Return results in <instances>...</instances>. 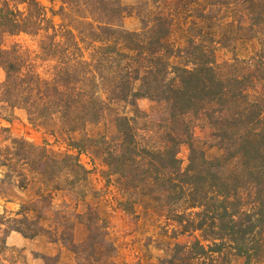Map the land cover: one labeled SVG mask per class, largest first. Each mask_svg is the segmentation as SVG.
Here are the masks:
<instances>
[{"label": "trees", "instance_id": "obj_1", "mask_svg": "<svg viewBox=\"0 0 264 264\" xmlns=\"http://www.w3.org/2000/svg\"><path fill=\"white\" fill-rule=\"evenodd\" d=\"M49 1L59 4L57 12L38 0H0V116L23 112L32 125L52 123L76 133L99 123L112 102L130 106L132 116L116 120L122 138L104 148V163L127 187H155L175 237H194L190 245L175 244L170 258L157 264H233L227 251L244 257V264L264 263V0H251L258 12L246 27L241 0H172L167 13L143 18L139 31L125 28L129 9L120 0ZM226 19L221 37L248 32L239 40L257 42L251 58L218 63L220 42L208 25ZM176 30L184 34L183 46L172 40ZM21 35L38 39V50L7 45ZM178 58L185 64L172 63ZM141 99L163 108L147 114L138 107ZM200 117L222 152L213 159L194 136ZM6 141L1 184L38 189L16 212L0 214V264H8L7 254L25 260L8 246L12 233L49 235L78 264H118L117 246L98 213L48 214L58 193L84 198L90 173L80 162V144L71 145L78 154L55 158L24 139ZM183 146L186 165L179 158ZM75 216L88 228L80 244Z\"/></svg>", "mask_w": 264, "mask_h": 264}, {"label": "rangeland", "instance_id": "obj_2", "mask_svg": "<svg viewBox=\"0 0 264 264\" xmlns=\"http://www.w3.org/2000/svg\"><path fill=\"white\" fill-rule=\"evenodd\" d=\"M41 5L49 10L57 12L59 4H52L49 0H38ZM129 9V16L124 19V26L130 31H139L142 28V19L168 12L172 0H120ZM246 1V2H245ZM241 0L238 6L243 16V26L250 23V19L257 15L258 5L255 1ZM56 25L61 24V18L52 16ZM229 20L213 22L208 25L216 31L220 44L217 49L218 63L233 62L235 59L243 60L251 58L258 44L256 41H240L239 38L249 37L248 32L241 31L237 35L229 30V36L222 38L223 26ZM251 34V33H250ZM172 40L178 46L185 43L184 34L176 30ZM19 43L30 51L38 50V39H32L21 35L11 38L7 45ZM172 63L178 66L185 64L184 59H173ZM5 74L0 69V82ZM141 111L154 115L159 113L163 105L161 103L141 99L138 101ZM133 109L122 102H112L106 110L103 119L96 124H88L84 131L67 133L52 123H36L32 125L23 112H17L13 119H5L0 116V146L9 144L7 138L24 139L34 145L44 146L49 154L55 158H62L65 154H78L73 149L72 142H77L82 147L79 151L81 164L89 171L86 183L82 185L84 198H77L69 193H58L54 197V211L82 216L93 210L99 214L106 224L110 235L117 246L118 264H157L160 260L170 258L171 249L175 244L190 245L194 241L193 236L184 235L175 237V225L167 221L166 205L163 197L153 186H143L132 189L125 185V181L118 175L109 173L104 163V148L107 145L120 143L121 134L117 130L118 117L132 116ZM1 113V112H0ZM211 129L202 117L194 125V136L200 142L208 159L221 155V150L212 139ZM188 148L183 146L179 158L187 164ZM5 169L0 168V214L4 211L16 212L20 203L34 197L37 186L26 191H20L1 184ZM52 213V214H51ZM75 217L74 241L82 243L88 236V228L85 220L80 221ZM175 237V238H174ZM8 246L16 249L25 257V260H17V254H7L8 264H46L43 257L54 258L50 264H78L77 259L67 247L61 243H51L49 235L35 239H26L18 233H12L7 239ZM226 258L233 264H244L245 258L236 253L227 251ZM264 264V263H259Z\"/></svg>", "mask_w": 264, "mask_h": 264}]
</instances>
